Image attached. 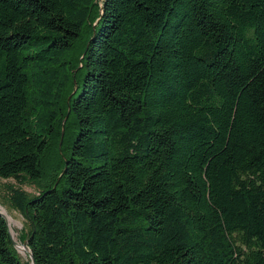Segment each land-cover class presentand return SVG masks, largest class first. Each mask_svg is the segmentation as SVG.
Returning a JSON list of instances; mask_svg holds the SVG:
<instances>
[{
  "label": "trees",
  "instance_id": "trees-1",
  "mask_svg": "<svg viewBox=\"0 0 264 264\" xmlns=\"http://www.w3.org/2000/svg\"><path fill=\"white\" fill-rule=\"evenodd\" d=\"M0 179L35 264H264V0H0Z\"/></svg>",
  "mask_w": 264,
  "mask_h": 264
},
{
  "label": "rangeland",
  "instance_id": "rangeland-1",
  "mask_svg": "<svg viewBox=\"0 0 264 264\" xmlns=\"http://www.w3.org/2000/svg\"><path fill=\"white\" fill-rule=\"evenodd\" d=\"M9 187L21 188L31 195H36L38 189L34 185L30 184L27 180H24L23 183H20L14 179H0V213L5 217L7 221L11 239L15 244L17 251L22 256L24 261H27V255H25L21 250V245L23 243H21L20 241V233L25 225V220L21 216V214L10 209L6 204Z\"/></svg>",
  "mask_w": 264,
  "mask_h": 264
},
{
  "label": "water",
  "instance_id": "water-1",
  "mask_svg": "<svg viewBox=\"0 0 264 264\" xmlns=\"http://www.w3.org/2000/svg\"><path fill=\"white\" fill-rule=\"evenodd\" d=\"M0 215L3 216L1 213H0ZM3 217H4V216H3ZM4 218H5V217H4ZM21 250L23 251V253H24L25 255H27V256L30 258V264H35V263H34V260H33V257H32V254H31L29 248L27 247L26 243H23V244L21 245Z\"/></svg>",
  "mask_w": 264,
  "mask_h": 264
}]
</instances>
